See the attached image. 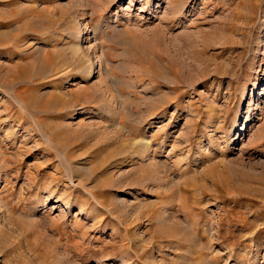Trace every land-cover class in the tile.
Segmentation results:
<instances>
[{
	"label": "rangeland",
	"instance_id": "1",
	"mask_svg": "<svg viewBox=\"0 0 264 264\" xmlns=\"http://www.w3.org/2000/svg\"><path fill=\"white\" fill-rule=\"evenodd\" d=\"M0 264H264V0H0Z\"/></svg>",
	"mask_w": 264,
	"mask_h": 264
},
{
	"label": "bare ground",
	"instance_id": "2",
	"mask_svg": "<svg viewBox=\"0 0 264 264\" xmlns=\"http://www.w3.org/2000/svg\"><path fill=\"white\" fill-rule=\"evenodd\" d=\"M30 67V66H29ZM25 69H27V68H25ZM29 70V69H28ZM27 73H30V72H28L27 71ZM26 75V74H25ZM29 75V74H28ZM24 76V75H23ZM26 77V76H25ZM29 81V80H28ZM23 97V96H22ZM26 98H28V99H30L31 97H26ZM32 100V99H31ZM29 101V100H28ZM31 103V102H30ZM28 104V103H27ZM32 104V103H31ZM33 105V104H32ZM48 109V108H47Z\"/></svg>",
	"mask_w": 264,
	"mask_h": 264
}]
</instances>
